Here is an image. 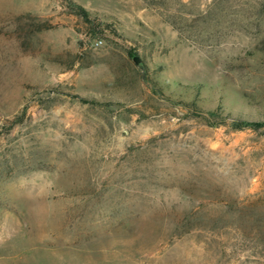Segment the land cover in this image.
Returning <instances> with one entry per match:
<instances>
[{
	"label": "rangeland",
	"instance_id": "rangeland-1",
	"mask_svg": "<svg viewBox=\"0 0 264 264\" xmlns=\"http://www.w3.org/2000/svg\"><path fill=\"white\" fill-rule=\"evenodd\" d=\"M226 114L264 121V0H0V264H264Z\"/></svg>",
	"mask_w": 264,
	"mask_h": 264
},
{
	"label": "trees",
	"instance_id": "trees-1",
	"mask_svg": "<svg viewBox=\"0 0 264 264\" xmlns=\"http://www.w3.org/2000/svg\"><path fill=\"white\" fill-rule=\"evenodd\" d=\"M78 13H81V15L87 18V11L84 8L79 7ZM131 57L134 61L138 63L141 62V60L135 54L132 55ZM85 101H90V100H85ZM207 115L211 119H217L218 117H225V115H222V111L220 107L207 110ZM226 117L230 119L231 124L234 129H244V128L258 129L264 126V121H261V120H248V119H243L239 117H230L228 114H226ZM215 123H218V122H215Z\"/></svg>",
	"mask_w": 264,
	"mask_h": 264
},
{
	"label": "built area",
	"instance_id": "built-area-1",
	"mask_svg": "<svg viewBox=\"0 0 264 264\" xmlns=\"http://www.w3.org/2000/svg\"><path fill=\"white\" fill-rule=\"evenodd\" d=\"M96 44H98V42H96Z\"/></svg>",
	"mask_w": 264,
	"mask_h": 264
}]
</instances>
